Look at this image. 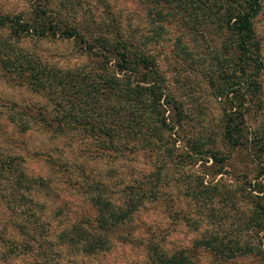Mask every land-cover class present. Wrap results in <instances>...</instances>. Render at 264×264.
Instances as JSON below:
<instances>
[{
    "label": "trees",
    "instance_id": "trees-1",
    "mask_svg": "<svg viewBox=\"0 0 264 264\" xmlns=\"http://www.w3.org/2000/svg\"><path fill=\"white\" fill-rule=\"evenodd\" d=\"M138 1L144 6L146 30L123 24L107 0H93L91 5L53 0L52 6L48 0H28L25 13H0V70L51 106V115L40 112L35 123L59 133L82 131L106 155L127 151L148 159L146 167L128 180L109 184L82 176L80 199L91 213L68 217L69 208L63 213L62 207L51 210L64 217L55 242L84 255L107 252L115 243H138L150 264H224L236 259L264 264L263 62L253 26L261 0ZM172 18L185 37L195 41L188 45L186 38L182 42L175 37L174 55L186 73L200 79L196 87L215 98L219 107L215 125L208 124L207 131L193 128L189 136L185 127L190 116L170 90L155 55L162 22ZM26 38L71 40L83 62L65 67L49 63L23 48ZM251 114L258 115L256 127L247 122ZM242 151L247 161L243 170L235 171L245 186L204 179L221 174ZM15 158L0 152V183L17 198L19 215L38 225L35 212L21 206L36 202L26 194L31 185L34 190L49 185L41 177L27 176ZM207 160L211 162L205 164ZM196 161L204 163L202 169L188 179L191 174L183 172L184 167ZM179 177L188 204L184 211L166 201L167 180ZM160 197L169 219L197 231L188 247L167 249L157 240L163 234L143 225V235L126 229L145 202ZM221 202L226 208L219 209ZM81 205L78 201L76 206ZM14 223L22 230L25 218ZM29 240L36 245L46 242L25 235L20 244H11L26 251ZM203 256L210 260L202 261Z\"/></svg>",
    "mask_w": 264,
    "mask_h": 264
},
{
    "label": "rangeland",
    "instance_id": "rangeland-1",
    "mask_svg": "<svg viewBox=\"0 0 264 264\" xmlns=\"http://www.w3.org/2000/svg\"><path fill=\"white\" fill-rule=\"evenodd\" d=\"M81 1L86 5H91L93 0ZM107 1L123 24H128L134 29L146 30L148 28L141 1ZM47 4L52 6L53 0H48ZM47 4L46 6H48ZM28 8V0H0V13H25ZM171 21L162 22L164 27L161 30V39L159 38L160 41L155 46L157 48L155 55L168 80L170 90L182 102L190 116L185 127V136H189L190 131H194V129L200 131L204 128L203 130L207 131L208 124L215 125L219 116V107L215 98L208 96L205 90L196 87V82L200 79L192 73H186L181 67L182 61L174 55L177 46L175 37L179 36L181 41L185 40L186 33L180 31L181 28L175 23L176 19L173 20L174 22ZM253 26L260 42L263 62L260 81L261 97L264 103V0L260 1V9L253 18ZM187 38L188 45L190 41L195 43L194 40ZM21 42L24 49L28 48L35 56L59 67L73 66L83 62V57L79 56L78 49L71 40L26 38ZM12 108L22 109L23 112L26 110V112L15 113L16 111ZM40 112L51 115V106L48 102L0 70V152L15 156L18 167L27 176L41 177L49 185L48 187L37 186V188L34 185L35 190L31 185L30 189L26 191V194L32 195L36 202L23 203L21 207L33 210L38 216L39 224L33 225L29 221L30 219L26 221L27 216L19 215L20 206H17V198H13V194L9 195V190L6 193L5 186L0 183V264H150L144 249L138 243H115L109 251L92 255L79 254L72 249H64L57 245L55 234L61 227V220L64 219L60 216L64 212L63 210L66 212L68 208L70 209L66 213L68 217L82 215L83 212L91 213L87 204L80 199L83 197L82 176L106 179L109 184L128 180L129 175L136 176L146 167L148 159L127 151L116 153V155H106L96 149L94 141L85 137L82 131L59 133L55 129H45L34 121V118L40 116ZM170 117H173L172 113H170ZM247 122L256 127L258 115L251 114ZM180 138L185 140L183 137ZM175 146L180 147V141H177ZM50 160L55 162V165L51 164ZM245 161L247 158L243 151L237 152L229 161L230 163L223 167L221 174H208V176H204V179L231 187L245 186L241 173L235 171V168L243 170L241 166ZM210 162L211 160H207L205 164ZM202 164L204 163L196 161L192 165L185 166L183 172L188 170L191 175L187 178L192 179L199 174L197 172L202 169ZM172 173L176 176V173ZM252 174L249 172L247 178H251ZM180 178L172 181L167 180L165 192L168 196H166V201L173 204L174 210L184 211L188 204L183 195ZM164 200L160 197L155 201L145 202L126 229L132 230L133 235H143L144 227H140L143 225L152 231L159 230L163 236L158 237L157 240L162 242V245L167 249L188 247L197 237V231H193L183 223L169 219ZM78 201L82 203L79 207L76 206ZM219 205V209L225 206L222 202ZM58 207H62V213L53 215L51 210H59ZM24 218L23 231L20 229L19 231L14 222H19V219L24 220ZM225 221L224 227L228 229L229 218ZM25 235L28 236V239L35 237L40 242L43 239L46 242L36 245L38 242L29 240L27 250L19 251L11 244V241L14 240L20 244L19 241L25 239ZM201 260L206 262L210 259L203 256ZM224 264H258V260L236 259Z\"/></svg>",
    "mask_w": 264,
    "mask_h": 264
}]
</instances>
